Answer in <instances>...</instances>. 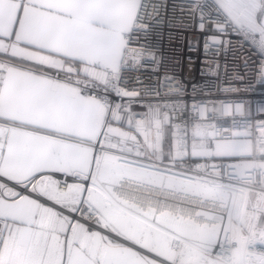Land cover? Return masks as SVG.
<instances>
[{
  "label": "snow or ice",
  "instance_id": "snow-or-ice-1",
  "mask_svg": "<svg viewBox=\"0 0 264 264\" xmlns=\"http://www.w3.org/2000/svg\"><path fill=\"white\" fill-rule=\"evenodd\" d=\"M165 30L264 87V0H0V264H264V102Z\"/></svg>",
  "mask_w": 264,
  "mask_h": 264
},
{
  "label": "built area",
  "instance_id": "built-area-1",
  "mask_svg": "<svg viewBox=\"0 0 264 264\" xmlns=\"http://www.w3.org/2000/svg\"><path fill=\"white\" fill-rule=\"evenodd\" d=\"M189 39L195 43L196 37L193 34H189ZM160 49L165 57V67L169 70L168 74H175L179 80L183 81L187 86L189 94H191L192 83L204 85L205 82H209L213 87L207 92V95L217 103L221 101L226 103L242 102L254 109L258 104L264 102V87L257 84L255 78L253 79V86L246 91L242 89L239 93H232L220 90L230 86H240V82L232 80L231 76L235 65H243L245 53L238 54L235 59H233V56L230 53L227 60H225L224 56H220V63L222 65L227 63L228 71L225 73L222 67L220 78L217 80L215 77L209 75H201V70L204 68V64L202 63L204 60L202 41L199 50L189 52L186 43L175 39L170 41L167 35V30H165L160 39ZM188 56L192 57L191 61L187 59ZM177 57L182 58V68L180 69H177L174 63V60ZM239 70L243 71V68L241 67ZM163 74L164 69L162 68L158 75L163 76ZM143 76L145 78L153 77L154 79L151 66H149L148 71L143 73Z\"/></svg>",
  "mask_w": 264,
  "mask_h": 264
}]
</instances>
